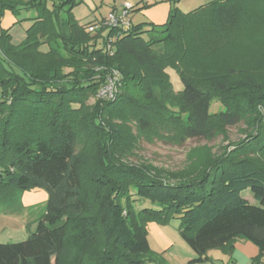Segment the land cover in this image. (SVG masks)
Listing matches in <instances>:
<instances>
[{
	"label": "trees",
	"instance_id": "16d2710c",
	"mask_svg": "<svg viewBox=\"0 0 264 264\" xmlns=\"http://www.w3.org/2000/svg\"><path fill=\"white\" fill-rule=\"evenodd\" d=\"M75 5L0 0V18L34 12L21 44L0 30V201L16 191L47 195L35 232L0 244V264H161L144 226L173 218L196 255L192 264L210 263V250L231 253L237 240L264 254V162L250 157H264L263 127L191 175H165L122 162L131 139L121 125L182 145L214 138L253 104L264 106L260 80H233L201 67L193 54L237 42L264 0H211L187 13L173 7L160 26L97 35L85 30L97 20L81 25L73 18ZM112 35L109 53L104 45ZM168 68L182 91H173ZM113 73L115 97L99 98ZM213 100L225 110L209 113ZM246 190L255 203L241 196ZM142 202L151 205L139 211Z\"/></svg>",
	"mask_w": 264,
	"mask_h": 264
},
{
	"label": "rangeland",
	"instance_id": "374dc122",
	"mask_svg": "<svg viewBox=\"0 0 264 264\" xmlns=\"http://www.w3.org/2000/svg\"><path fill=\"white\" fill-rule=\"evenodd\" d=\"M125 1L139 7L131 16L132 26L145 25L149 27V25L160 26L166 22L169 13L168 6L187 13L206 5L211 0H76L72 16L79 24L84 25L99 19L111 7L120 6ZM162 7H166L167 12L162 14L163 23L160 24L151 19V14L154 11L160 12ZM252 11L256 13L254 19L248 23L238 41L227 49L209 52L207 49L199 48L193 52L196 57L200 58L198 61L201 67L219 71L233 80L241 75H248V77L252 76V78H256V81L260 80L264 83V8L257 7ZM6 14L10 15L13 20L9 16L5 18ZM33 16L34 12L32 11H22L18 16L5 12L0 18V30H6L11 43L19 45L25 39V31L30 26V19ZM159 18L161 19V12ZM3 21L6 29L1 25ZM166 72L173 91H182L183 84L176 71L168 68ZM253 106H256L255 110L252 107L247 108L236 126L226 127L214 138L188 140L182 145H177L151 133L141 134L130 122L121 124L120 121H115L125 128L131 139L129 148L123 152L122 162L126 165L149 166L165 175L180 173L191 175L201 162L224 151L234 149L232 146L228 148L229 144H236L252 134L257 135L260 129L264 128V106L255 104ZM224 110L225 108L217 100H213L208 108L211 114ZM83 148L82 144L80 149ZM250 157L260 163L264 162L262 154L250 155ZM241 196L250 203H255L248 190L243 191ZM46 200L47 195L43 190L16 191L11 197L7 196L1 200L0 244L25 241L30 234L35 232L38 220L46 211ZM150 205L148 202H142L135 204V208H139L140 211ZM179 222L178 219L173 218L165 224L153 221L145 224L153 260L156 258L161 264H192L190 261L196 255L181 238ZM221 252L220 250H210L207 255L214 260V264H224V261L220 260ZM148 264H155V261Z\"/></svg>",
	"mask_w": 264,
	"mask_h": 264
},
{
	"label": "built area",
	"instance_id": "2783aa9c",
	"mask_svg": "<svg viewBox=\"0 0 264 264\" xmlns=\"http://www.w3.org/2000/svg\"><path fill=\"white\" fill-rule=\"evenodd\" d=\"M135 6L128 1L123 2L117 10L109 11L104 17L89 24L85 30L90 35L106 34L110 30L127 31L131 27V14ZM115 35L106 37L104 45L105 51L111 53ZM117 73L106 79V82L100 87L98 97L102 99H113L117 93Z\"/></svg>",
	"mask_w": 264,
	"mask_h": 264
},
{
	"label": "crops",
	"instance_id": "0c3cea01",
	"mask_svg": "<svg viewBox=\"0 0 264 264\" xmlns=\"http://www.w3.org/2000/svg\"><path fill=\"white\" fill-rule=\"evenodd\" d=\"M134 6H135L134 12H136V10L139 7L136 6V5H134ZM118 8H119V6L115 5V6L111 7L110 10H108V12L111 11V10H117ZM169 8H170V6H168V11H169ZM166 9H167L166 7H162V9L160 11L161 12V19L159 18V13L160 12H158V11H154L151 14V16H152L151 19L154 20V21L155 20L158 21L157 23H160V24L163 23L162 22V14H164L165 11L167 12ZM134 12L131 14V16H133ZM7 16L10 17V15L6 14L5 18ZM104 16H102V17H104ZM102 17H100V18H102ZM10 18L13 20L12 17H10ZM96 20H98V19H96ZM90 22H92V21H90ZM1 25H3L4 28L6 29V25L4 24V21L1 22ZM244 242H246V241H244V240L235 241V243L233 244V250L231 251V253L227 254L225 252H221L222 255H221V259L220 260L224 261V264H232V262H234V264H237V263H239V264H254V261L257 258L260 257V263L259 264H264V254H262L260 256L259 255V251H258L256 246H254L250 242H248L249 244L248 243H244ZM210 259H211V262L207 263V264H214V260L212 258H210Z\"/></svg>",
	"mask_w": 264,
	"mask_h": 264
}]
</instances>
